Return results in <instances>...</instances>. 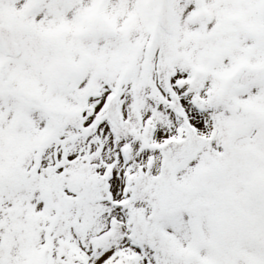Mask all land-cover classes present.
<instances>
[{
  "label": "snow or ice",
  "instance_id": "obj_1",
  "mask_svg": "<svg viewBox=\"0 0 264 264\" xmlns=\"http://www.w3.org/2000/svg\"><path fill=\"white\" fill-rule=\"evenodd\" d=\"M0 264H264V0H0Z\"/></svg>",
  "mask_w": 264,
  "mask_h": 264
}]
</instances>
